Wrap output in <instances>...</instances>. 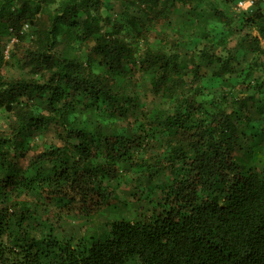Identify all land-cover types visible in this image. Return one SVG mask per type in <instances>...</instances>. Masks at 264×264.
<instances>
[{
	"label": "trees",
	"instance_id": "obj_1",
	"mask_svg": "<svg viewBox=\"0 0 264 264\" xmlns=\"http://www.w3.org/2000/svg\"><path fill=\"white\" fill-rule=\"evenodd\" d=\"M197 1L60 0L47 14L57 0H0V264H264V128L245 140L264 110V0ZM183 7L201 25L213 16L245 31L240 48L206 32L189 51L196 20L150 41ZM6 35L28 77L3 71ZM142 74L159 107L141 104ZM43 128L59 142L26 165ZM126 163L163 192L156 207L103 236H60L53 217L108 205Z\"/></svg>",
	"mask_w": 264,
	"mask_h": 264
},
{
	"label": "rangeland",
	"instance_id": "obj_2",
	"mask_svg": "<svg viewBox=\"0 0 264 264\" xmlns=\"http://www.w3.org/2000/svg\"><path fill=\"white\" fill-rule=\"evenodd\" d=\"M202 1L199 3L197 1L198 6H202L207 8V0H199ZM238 0V4H239ZM60 3V0H57L54 5H52L49 9L46 8L47 14L50 12H53V8L56 6V4ZM236 4V3H235ZM255 6V5H254ZM252 6V7H254ZM111 7V6H110ZM108 7L104 8V13L111 12L112 14H115L116 11L120 10V4L116 3L115 6H113V9ZM240 9L246 10L247 7H239ZM185 13H181L176 11L177 15L174 14L173 17L169 18L171 20L170 23H168L167 20H163L162 25H155L153 27L150 41L154 42V44L159 41L160 36H154L156 32L159 30H162L164 27L165 30H167L170 33V36L174 35V31L177 28L183 29V24L186 22H192V20L195 19V15H192L189 12V8L183 7L182 8ZM249 9V8H248ZM205 10V9H204ZM207 13V10H205ZM143 16H146L144 12H141ZM184 17V19H180L179 17ZM191 16V17H190ZM166 19V18H165ZM197 23L200 24L201 29L199 30L202 32V34L198 35V33H195L192 38V43L188 44L187 47L194 49L193 46L195 45H202L206 40L202 41V36L206 35V32H209V42L212 43L213 41H217L224 35H230L231 40L229 44L233 46L234 49L240 48V42L241 37L245 33H233V32H227L224 28L221 20L219 18L210 17L208 24L201 25L200 20L197 21ZM236 28L240 26V21L236 20L234 23ZM152 28V26H151ZM66 37L61 36V42L58 46V48H65L66 47ZM16 41L15 37L13 35H6L5 42L7 44L6 49V61L3 66V71L6 72L9 76H17V75H23L28 77L27 70H23L20 68L16 63H14V56H13V44ZM262 43L264 45V39L262 40ZM87 44V43H86ZM229 46V45H228ZM230 47V46H229ZM240 54L243 53L242 50H239ZM85 54V50L83 52ZM243 59V58H242ZM242 65H247L246 61L243 59ZM237 76H234L232 78L233 81H236ZM139 86L135 90L136 94L141 100V104H145L148 109L159 107L161 105V97H155L151 92V80L149 74H142L139 77L138 81ZM208 92L212 90V88L207 89ZM264 98V96H263ZM255 127L249 128L248 125H245L244 128L248 129V139L249 141H254L255 137L252 135L253 131L255 130L261 131L262 128H264V110L260 111L259 109L255 110ZM78 118H84V119H91L88 117L87 113L79 114ZM10 122V119L7 117V114H3L2 123L8 124ZM253 130V131H252ZM256 134H259L258 132H255ZM58 137L53 129H46L43 128L41 130H37L33 133L29 140L28 144V159L24 164L27 165L30 158L37 153L41 148H46L52 143H58ZM237 156H245V150L241 149L237 153ZM115 188V195L112 198V200L109 202L108 205L101 208L97 213L91 215V216H84V215H71V214H65L63 217H58L56 220V217H53L54 221L57 223L55 226L56 232L60 236H73L76 241L78 239L86 238L92 236H103L107 232V230H110L111 228V222L113 220L119 219V218H127L135 220L137 217H140L141 214L151 212L156 207L157 199L161 198L163 196V192H161L159 189L155 188V181L149 179L148 177L142 176L140 173H138L137 168L129 163L122 165L121 170L117 174L116 177L112 178L110 180Z\"/></svg>",
	"mask_w": 264,
	"mask_h": 264
},
{
	"label": "built area",
	"instance_id": "obj_3",
	"mask_svg": "<svg viewBox=\"0 0 264 264\" xmlns=\"http://www.w3.org/2000/svg\"><path fill=\"white\" fill-rule=\"evenodd\" d=\"M256 4V0H240L239 4H238V8L239 7H247V8H252V6H254ZM28 27V24H26L25 28Z\"/></svg>",
	"mask_w": 264,
	"mask_h": 264
},
{
	"label": "crops",
	"instance_id": "obj_4",
	"mask_svg": "<svg viewBox=\"0 0 264 264\" xmlns=\"http://www.w3.org/2000/svg\"><path fill=\"white\" fill-rule=\"evenodd\" d=\"M247 9H248V8H247ZM247 9H246V10H247ZM249 9H250V8H249Z\"/></svg>",
	"mask_w": 264,
	"mask_h": 264
}]
</instances>
